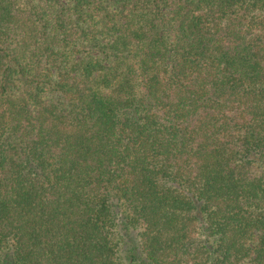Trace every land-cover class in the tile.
Listing matches in <instances>:
<instances>
[{"label":"trees","instance_id":"16d2710c","mask_svg":"<svg viewBox=\"0 0 264 264\" xmlns=\"http://www.w3.org/2000/svg\"><path fill=\"white\" fill-rule=\"evenodd\" d=\"M0 264H264V0H0Z\"/></svg>","mask_w":264,"mask_h":264}]
</instances>
